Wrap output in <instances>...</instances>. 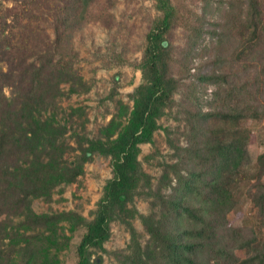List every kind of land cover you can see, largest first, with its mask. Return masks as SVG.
Returning <instances> with one entry per match:
<instances>
[{"label":"trees","instance_id":"16d2710c","mask_svg":"<svg viewBox=\"0 0 264 264\" xmlns=\"http://www.w3.org/2000/svg\"><path fill=\"white\" fill-rule=\"evenodd\" d=\"M0 1L21 6L15 23L0 19V264L57 262V254L71 238L60 237L61 223L67 224L71 234L80 226L86 228L76 249V264H98L100 258L91 259L90 250L103 249L110 223L120 214L133 217L134 198L142 189L155 209L140 216L148 241L142 245L125 220L130 243L114 253L120 264H264V237L253 229L221 230L215 225L238 206L232 189L240 182L247 155L248 131L243 121H264V46L256 50L263 17L257 0H250L246 44L240 43L235 53L236 61L242 56L261 60L258 73L246 81L240 80L242 68L234 66L192 74L195 46L203 33H221L217 28L205 30L201 24L188 35L185 50H180L172 41L179 19L177 6L171 0H153L158 16L146 33L136 64L142 82L130 96L126 124L111 140L88 141L81 156L70 162L63 158L61 130L53 119H42L41 110L63 95L61 84L70 83L69 93H73L74 82L82 81L73 68L76 55L67 37L88 21L99 0ZM44 2L52 4L45 20L52 40L43 29H30ZM210 85L214 89L208 92ZM4 87L10 89L9 97ZM177 93L185 144L172 146L176 159L164 165L158 187L153 189L151 176L138 160L139 145L152 143L159 129L157 119L175 103ZM94 154L111 157L113 176L105 182L91 220L71 211L37 214L32 210V200H47L57 186L82 175L84 164ZM257 166L264 170V152L257 157ZM252 180L250 202L264 227V182L259 176Z\"/></svg>","mask_w":264,"mask_h":264},{"label":"rangeland","instance_id":"374dc122","mask_svg":"<svg viewBox=\"0 0 264 264\" xmlns=\"http://www.w3.org/2000/svg\"><path fill=\"white\" fill-rule=\"evenodd\" d=\"M171 1L179 10L178 25L172 39L178 49L185 50L189 42L188 35L194 34L201 24L205 30L217 28L221 33V36L212 35V32L203 33L195 46V60L190 66L196 70L194 72L192 69V74L209 72L218 66H222V69L234 66V69L242 68L240 80L246 81L249 75L253 77L258 73V65L261 64L259 57L254 60H247L243 56L241 60L235 59L240 43L246 44L245 38L249 35L250 30L247 27L252 12L249 7L250 0ZM98 2L92 7L88 21L79 29L70 32L67 37L68 47L76 55L73 68L77 70L82 81L74 82L73 93H69L70 83L61 84L63 95L41 110L42 119H53L54 126L61 130V139L64 142L63 158L69 162L81 156V151L87 148L88 141L111 140L126 124L128 112L132 107L130 96L142 82L136 64L141 60L146 33L158 16L153 0ZM51 3L44 2L39 6L41 12L36 14L38 18L30 26V29L36 32L43 29L49 40L53 39V35L45 20L48 18ZM256 4L263 17L260 46H256V50L260 51L264 46V0H257ZM20 9L21 6L17 3L0 1V19L4 18L7 22L12 20V23H15ZM29 58H33V53ZM1 66L4 68L5 64L2 63ZM210 86L208 92L214 89V85ZM3 93L9 97L10 89L4 87ZM173 98L175 103L164 109L157 119L159 129L154 132L152 143L139 145L138 160L143 171L151 176L153 189L158 187L164 165L176 159L172 146L185 144L180 134L184 125L177 105L180 96L177 93ZM261 102L264 104V99ZM206 107L207 105L202 106L203 109ZM243 126L248 131L247 155L241 167L240 182L238 181L232 189L238 206L219 218L215 225L221 230L228 227H244L246 231L253 229L257 235L264 237V227L259 224L249 197L252 178L259 176L264 182V170L257 166V157L264 152V121L246 119ZM112 176L111 157L94 154L84 164L83 174L74 182L57 186L47 200H32L31 208L37 214L71 211L89 221L93 217L105 182ZM138 192L139 195L133 202V217H126L125 213L120 214L118 219L110 223V236L104 242L103 249L90 250L91 259L100 258L98 264H120L114 253L126 249L130 243V232L125 220L130 222L137 234V240L142 245L148 241L140 216H147L155 209L146 189ZM130 207L131 205H128V208ZM59 227L60 237L71 238L67 246L57 254L58 261L50 263L76 264V249L86 228L80 226L71 234L66 223H61ZM236 253L239 257L243 256V252Z\"/></svg>","mask_w":264,"mask_h":264}]
</instances>
